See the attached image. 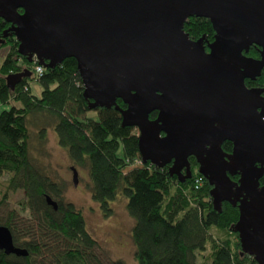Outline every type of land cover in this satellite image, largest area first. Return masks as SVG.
Returning <instances> with one entry per match:
<instances>
[{
  "label": "water",
  "instance_id": "1",
  "mask_svg": "<svg viewBox=\"0 0 264 264\" xmlns=\"http://www.w3.org/2000/svg\"><path fill=\"white\" fill-rule=\"evenodd\" d=\"M192 16L210 20L213 41L184 30ZM0 17L11 24L0 42L14 35L30 62L76 59L89 107L119 110L138 130L143 162L170 164L184 182L195 157L214 208L239 209L242 252L264 264V88L246 85L264 68V0H0ZM252 45L260 57L247 55ZM31 74L7 76L8 86ZM0 249L27 255L3 224Z\"/></svg>",
  "mask_w": 264,
  "mask_h": 264
},
{
  "label": "trees",
  "instance_id": "2",
  "mask_svg": "<svg viewBox=\"0 0 264 264\" xmlns=\"http://www.w3.org/2000/svg\"><path fill=\"white\" fill-rule=\"evenodd\" d=\"M10 25L0 17V36ZM184 30L193 39H214L213 26L204 17H189ZM18 44L11 34L0 42V56L5 51L0 63V102L10 105L0 110V224L11 230L15 245L25 248L27 255L0 249V264H126L114 259L88 232L81 210L65 198L64 183L31 155L29 117L33 115L46 121L39 140L47 139V126L54 128L70 161L88 170L86 187L105 217L113 214L111 203L119 195L127 199L138 264H259L242 252L233 230L238 207L225 201L221 211L214 208L212 186L199 173L195 157L189 158L192 177L184 182L171 175L170 164L158 167L143 162L138 130L122 125L119 110L89 107L75 58L53 68L42 65L44 71L37 75L39 63L19 54ZM258 49L252 45L247 55L260 57ZM29 70L31 75L13 88L8 86L7 76ZM32 81L41 86L40 96L33 94ZM246 85L264 88V68L255 80L246 79ZM117 103L126 107L121 99ZM91 111L97 117L90 116ZM156 116L157 111L151 112V118ZM222 147L231 151L228 141ZM198 177L202 183L197 187ZM260 180L263 183L264 176ZM20 190L23 197L9 207V195ZM48 196L57 202V209L48 203Z\"/></svg>",
  "mask_w": 264,
  "mask_h": 264
},
{
  "label": "rangeland",
  "instance_id": "3",
  "mask_svg": "<svg viewBox=\"0 0 264 264\" xmlns=\"http://www.w3.org/2000/svg\"><path fill=\"white\" fill-rule=\"evenodd\" d=\"M0 63L5 51L1 52ZM32 92L40 96L42 88L37 81L31 82ZM10 105L0 102V110L9 108ZM92 117H97L96 111L88 113ZM46 125L45 119L40 115L29 117L30 152L34 158L47 169L49 174L57 181L64 183L66 187L65 198L73 202L85 217L88 232L98 240L101 246L109 252L114 259H123L126 264H138L135 259V246L131 238V230L134 219L126 209L127 199L119 195L111 205L113 214L105 217L100 209V204L93 200L91 192L87 189L86 183L89 181L88 170L75 166L69 159L66 150L58 143L57 134L54 128L47 126V139L43 142L39 140V131ZM72 166L78 170V183L74 185ZM7 175L3 176V182ZM4 185L2 186V188ZM23 197V192L17 191L9 195V207H13ZM6 210L2 211V214ZM220 236L224 234L220 233ZM209 250L206 251L208 253ZM201 258V255L199 256Z\"/></svg>",
  "mask_w": 264,
  "mask_h": 264
},
{
  "label": "built area",
  "instance_id": "4",
  "mask_svg": "<svg viewBox=\"0 0 264 264\" xmlns=\"http://www.w3.org/2000/svg\"><path fill=\"white\" fill-rule=\"evenodd\" d=\"M43 71H44V67L41 64H38L36 66V73H37V75H41L43 73ZM201 183H202V180L199 177L195 179V185L197 187L200 186Z\"/></svg>",
  "mask_w": 264,
  "mask_h": 264
},
{
  "label": "flooded vegetation",
  "instance_id": "5",
  "mask_svg": "<svg viewBox=\"0 0 264 264\" xmlns=\"http://www.w3.org/2000/svg\"><path fill=\"white\" fill-rule=\"evenodd\" d=\"M208 49V48H207ZM259 50V49H258ZM264 94V93H263ZM228 141V140H227ZM227 141H225V142H227ZM228 142H230L231 143V150H232V148H233V143L231 142V141H228ZM226 151V150H225ZM227 152H230V151H227ZM239 176V175H238ZM239 178V177H238Z\"/></svg>",
  "mask_w": 264,
  "mask_h": 264
}]
</instances>
